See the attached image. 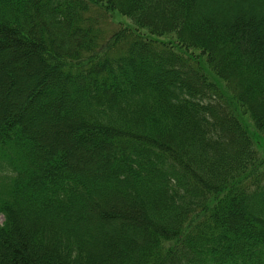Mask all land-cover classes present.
<instances>
[{
  "label": "trees",
  "instance_id": "obj_1",
  "mask_svg": "<svg viewBox=\"0 0 264 264\" xmlns=\"http://www.w3.org/2000/svg\"><path fill=\"white\" fill-rule=\"evenodd\" d=\"M246 115L264 0H0V264H264Z\"/></svg>",
  "mask_w": 264,
  "mask_h": 264
},
{
  "label": "rangeland",
  "instance_id": "obj_2",
  "mask_svg": "<svg viewBox=\"0 0 264 264\" xmlns=\"http://www.w3.org/2000/svg\"><path fill=\"white\" fill-rule=\"evenodd\" d=\"M263 11V10H262ZM87 24L93 25L97 32L100 35V41L104 43L108 42L112 34L118 29L124 26H130L129 20L117 13H108L102 7L96 6L91 8L87 13ZM160 40L169 41L172 40V37H164ZM194 53H196L194 51ZM198 53V52H197ZM204 60V59H202ZM245 120L248 123L249 130L253 136V139L256 143L257 149L262 157H264V134L259 132L254 123L246 115ZM4 217L0 214V224L3 223Z\"/></svg>",
  "mask_w": 264,
  "mask_h": 264
}]
</instances>
